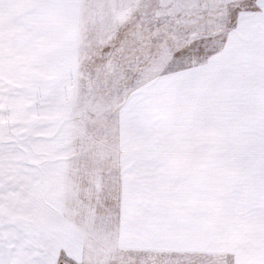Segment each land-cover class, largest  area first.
<instances>
[{"label":"snow or ice","instance_id":"1","mask_svg":"<svg viewBox=\"0 0 264 264\" xmlns=\"http://www.w3.org/2000/svg\"><path fill=\"white\" fill-rule=\"evenodd\" d=\"M0 264H264V0H0Z\"/></svg>","mask_w":264,"mask_h":264}]
</instances>
